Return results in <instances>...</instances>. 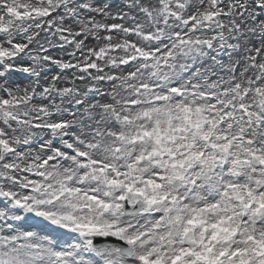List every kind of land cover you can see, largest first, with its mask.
I'll use <instances>...</instances> for the list:
<instances>
[{"label":"snow or ice","instance_id":"6c2138e0","mask_svg":"<svg viewBox=\"0 0 264 264\" xmlns=\"http://www.w3.org/2000/svg\"><path fill=\"white\" fill-rule=\"evenodd\" d=\"M105 15L0 0V264H264V0Z\"/></svg>","mask_w":264,"mask_h":264},{"label":"rangeland","instance_id":"374dc122","mask_svg":"<svg viewBox=\"0 0 264 264\" xmlns=\"http://www.w3.org/2000/svg\"><path fill=\"white\" fill-rule=\"evenodd\" d=\"M123 1L124 0H95V4H96L97 7H101V8H105L106 7V15L104 17H97L100 20V22L105 23V24H108V25L113 24L112 22L114 20H116L115 17L118 14H121V8L123 6V4H122ZM123 24H126L128 26L130 23H126V21H125V22H123ZM89 43L91 45V44H94L95 42L94 41H90ZM54 54L57 55L60 58H63V59H66L68 57L66 55V53L63 52L60 49L54 50ZM210 55L211 56H215L218 61L223 62L224 64H227L228 61H229V54L228 53H225L223 51H221L219 53L212 52ZM212 63H213V61L211 59H208V64H212ZM54 69H55V67L53 66L48 71L47 76L44 77V80H42L41 83H45L48 79H50L52 76H54ZM13 79L16 81V83H19V84H23L24 83V82H22V79L25 80L24 77L20 76L19 74H15L13 76ZM71 80H72V74H68L67 76H65L59 82L58 86L61 87V88L66 87V86H71L69 84V81H71ZM77 84L80 87H83L84 86L79 81H77ZM25 87H27V85L21 86L20 88L23 89Z\"/></svg>","mask_w":264,"mask_h":264},{"label":"bare ground","instance_id":"6f19581e","mask_svg":"<svg viewBox=\"0 0 264 264\" xmlns=\"http://www.w3.org/2000/svg\"><path fill=\"white\" fill-rule=\"evenodd\" d=\"M122 4H124V1H123ZM123 10H124V11H127V9H123ZM117 20H118V21H117ZM125 21H126V23H131V22L128 21L127 19H126V20H123V21H122V20H119V19H116V20H114L112 23H123V22H125ZM125 25H126V24H125ZM126 26H127V25H126ZM119 38H120L119 36L116 37V39H119ZM131 39H135V38L132 37ZM67 59H70V58L67 57L66 60H67ZM57 71H58L57 69H54V75L57 74ZM69 74H71V73H69ZM22 82H24L25 84H24V83H23V84H19V83H17V84L19 85V87H21V86H25V85H28V83H29V81L26 80V79H25V80L22 79ZM34 148H35V146H34ZM0 206H2V205H0Z\"/></svg>","mask_w":264,"mask_h":264}]
</instances>
